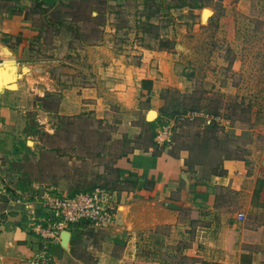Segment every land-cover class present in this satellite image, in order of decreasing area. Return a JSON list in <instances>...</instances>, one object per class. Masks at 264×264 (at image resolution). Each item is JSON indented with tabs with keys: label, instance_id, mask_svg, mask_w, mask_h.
Wrapping results in <instances>:
<instances>
[{
	"label": "rangeland",
	"instance_id": "rangeland-1",
	"mask_svg": "<svg viewBox=\"0 0 264 264\" xmlns=\"http://www.w3.org/2000/svg\"><path fill=\"white\" fill-rule=\"evenodd\" d=\"M79 1L0 0V22L20 17L30 29L0 32V58L11 60L20 83L19 90L6 83L20 94L5 93L6 101L36 110L0 140V220L41 232L56 218L49 206L57 200L104 188L111 204L102 212L111 220L67 227L80 258L204 264L195 210H182L175 228L123 224L119 198L128 186L114 166L130 150L127 125L140 129L139 146L158 136L163 150L186 149L211 172L224 157L264 150V0ZM193 3L203 7L192 10ZM46 88L57 95L40 98ZM83 88L95 91L84 96L83 111L40 123L39 109Z\"/></svg>",
	"mask_w": 264,
	"mask_h": 264
},
{
	"label": "crops",
	"instance_id": "crops-1",
	"mask_svg": "<svg viewBox=\"0 0 264 264\" xmlns=\"http://www.w3.org/2000/svg\"><path fill=\"white\" fill-rule=\"evenodd\" d=\"M21 20L14 16L2 19L0 32L16 35L30 30ZM10 62L0 58V140L8 132L26 126L25 111H36L33 106L27 110L10 107L11 101H6L5 93H11V99L20 96L6 85L13 80L9 88L20 87L17 75L9 73ZM76 90L58 95L56 108L39 109L41 114L36 116L43 119L40 123L54 115L72 116L83 111L82 106L87 105L82 102L84 96L90 93L95 96V91L83 88L79 95ZM54 95L57 94L52 89L46 88L40 98ZM126 132L130 150L114 166L118 179L128 186L120 191L119 198L124 208L119 216H123L121 220L126 218L123 224L136 228L174 224L175 228L182 210H195L198 218L195 232L203 244L204 264H264V150L244 159L224 157L211 172L192 162L186 149L171 155L161 148L158 136L154 145L141 147L136 141L140 129L127 125ZM190 223L191 220L187 222ZM61 234L59 240H52L38 229L9 226L0 220V264H102L86 262L75 253L74 231L66 242H62Z\"/></svg>",
	"mask_w": 264,
	"mask_h": 264
},
{
	"label": "built area",
	"instance_id": "built-area-1",
	"mask_svg": "<svg viewBox=\"0 0 264 264\" xmlns=\"http://www.w3.org/2000/svg\"><path fill=\"white\" fill-rule=\"evenodd\" d=\"M55 203L57 204L49 208L50 211H55L56 218L46 219L47 227L41 231L52 240H59L60 234L66 231L70 224L81 219H91L103 224L105 220H111V212L109 214L102 212L108 210L111 204V195L104 188H96L90 194L79 193L73 198H61Z\"/></svg>",
	"mask_w": 264,
	"mask_h": 264
},
{
	"label": "trees",
	"instance_id": "trees-1",
	"mask_svg": "<svg viewBox=\"0 0 264 264\" xmlns=\"http://www.w3.org/2000/svg\"><path fill=\"white\" fill-rule=\"evenodd\" d=\"M79 2H82V3H83L84 0H80ZM67 5H68V6L71 5L72 8H73L74 6L77 5V2H70V3L67 4ZM181 6H186V5H185L184 3H182ZM202 7H203L202 4H194V3L191 4V6H189V8L192 9V10H193V9H197V8L199 9V8H202ZM154 122H155V121L150 122V125H151V126H154ZM155 136H156V134H155V132H153V130H152L151 137H155Z\"/></svg>",
	"mask_w": 264,
	"mask_h": 264
},
{
	"label": "water",
	"instance_id": "water-1",
	"mask_svg": "<svg viewBox=\"0 0 264 264\" xmlns=\"http://www.w3.org/2000/svg\"><path fill=\"white\" fill-rule=\"evenodd\" d=\"M68 238H69V232L68 231L62 232V234H61L62 242H66L68 240Z\"/></svg>",
	"mask_w": 264,
	"mask_h": 264
},
{
	"label": "bare ground",
	"instance_id": "bare-ground-1",
	"mask_svg": "<svg viewBox=\"0 0 264 264\" xmlns=\"http://www.w3.org/2000/svg\"><path fill=\"white\" fill-rule=\"evenodd\" d=\"M148 116H149V118L151 119V118H154L155 116H156V112L155 111H150L149 113H148Z\"/></svg>",
	"mask_w": 264,
	"mask_h": 264
}]
</instances>
